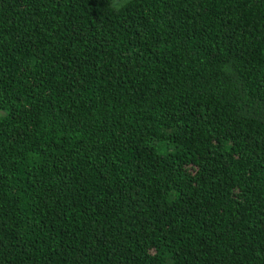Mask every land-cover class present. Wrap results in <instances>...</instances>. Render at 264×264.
<instances>
[{
    "label": "trees",
    "instance_id": "1",
    "mask_svg": "<svg viewBox=\"0 0 264 264\" xmlns=\"http://www.w3.org/2000/svg\"><path fill=\"white\" fill-rule=\"evenodd\" d=\"M0 264H264V0H0Z\"/></svg>",
    "mask_w": 264,
    "mask_h": 264
},
{
    "label": "rangeland",
    "instance_id": "2",
    "mask_svg": "<svg viewBox=\"0 0 264 264\" xmlns=\"http://www.w3.org/2000/svg\"><path fill=\"white\" fill-rule=\"evenodd\" d=\"M116 3H122L124 0H115Z\"/></svg>",
    "mask_w": 264,
    "mask_h": 264
}]
</instances>
